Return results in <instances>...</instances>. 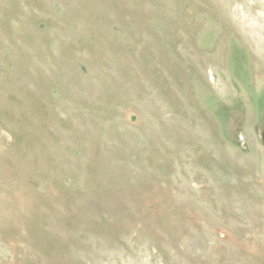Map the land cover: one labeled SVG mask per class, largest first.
I'll use <instances>...</instances> for the list:
<instances>
[{
    "label": "rangeland",
    "instance_id": "rangeland-1",
    "mask_svg": "<svg viewBox=\"0 0 264 264\" xmlns=\"http://www.w3.org/2000/svg\"><path fill=\"white\" fill-rule=\"evenodd\" d=\"M0 264H264V0H0Z\"/></svg>",
    "mask_w": 264,
    "mask_h": 264
}]
</instances>
